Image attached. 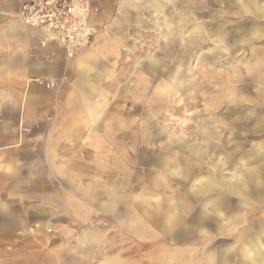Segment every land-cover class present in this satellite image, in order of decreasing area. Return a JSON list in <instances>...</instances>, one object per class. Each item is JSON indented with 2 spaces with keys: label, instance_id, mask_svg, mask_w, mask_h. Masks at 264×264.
I'll return each mask as SVG.
<instances>
[{
  "label": "rangeland",
  "instance_id": "1",
  "mask_svg": "<svg viewBox=\"0 0 264 264\" xmlns=\"http://www.w3.org/2000/svg\"><path fill=\"white\" fill-rule=\"evenodd\" d=\"M123 1L108 0L100 5L93 39L105 34L114 24L120 16L119 7ZM195 1L198 2L195 21L204 33L201 39L197 36L195 43L186 42V53L181 46L178 48L176 42L162 44L167 32L162 30L161 24L166 21L162 22L159 17L157 21L154 19L156 24L152 22L151 14L145 7L150 0L139 2L143 24L138 25L133 20L137 11H130L125 24L128 33L124 35V43L131 50L114 42L113 58L108 62L113 77L102 74L96 77L100 90L93 100V109L97 116L90 112L91 122L75 124L78 126L74 137L65 140L56 156L57 170L34 172L40 179V186L27 189L39 190L43 198H48L41 203V217L36 213H22L20 203L11 204L21 212L25 221L18 220L19 226L15 224L14 228L11 227L9 234L0 232V264H88L85 257L87 246L90 250L95 249L102 264H109L111 260L115 261L114 264H194L191 257L195 254L197 264H208L206 244L225 248L236 243L237 236L233 235L197 236L193 245L169 241L170 234H162L157 226L149 224L150 221L133 199V195L141 193L160 196L163 207L170 200L179 204L185 202L177 195H184L193 181L186 186L181 184L179 172L184 170L176 159L178 149L175 143L166 148L165 159L169 160L167 166H172L176 174L167 167L162 168V158L156 160L166 142L172 138L181 136L197 144L203 154L198 164L201 176L218 173L229 178L232 173L229 167L220 169L222 153L233 152L241 145L246 149L264 147V139L258 135L261 132L254 136L242 130L247 126L263 130L264 123L241 122L251 111L252 103L247 98L259 88L257 82L249 87L244 85L241 77L246 72L243 73V70H256L258 61L264 69V17L242 11L241 0H211V4L208 0ZM252 22L262 26L257 30L261 37L249 44H241L236 38L237 30L247 28ZM211 25H215L212 32ZM193 27L190 25L183 29L191 40ZM171 34L175 41L177 32ZM200 45L202 48L198 53L212 47L218 54L209 63L198 61L194 70H177L179 61H184L186 65L196 63V58L190 56L194 54V47L199 48ZM163 46H166L165 50ZM148 53L154 55V70L137 68L136 61L145 63L144 59H140ZM183 55L186 56L184 59ZM247 63H250L251 69L246 68ZM247 75L252 77L250 72ZM178 76L182 81L179 94H162L160 87L163 79L170 77L177 80ZM175 83L177 81L170 80V84ZM170 90H175V87ZM229 96L245 99L239 102L244 107H229L234 104L229 102ZM150 115L156 120L153 129H165V132L161 138L151 137V141L145 143L136 128ZM96 119L97 122H94ZM142 125L145 129L144 123H139V129ZM210 130L217 131L219 137L208 140L198 133ZM213 144L224 150L214 152ZM145 148L149 152L148 157L143 154ZM258 157L256 166H261L264 155ZM247 168L239 167L243 170L238 172L240 177L244 176L249 182L248 189L252 195L257 196L259 192L261 200H264V170H245ZM255 178H260L261 186L255 185ZM112 183L118 185L119 191L115 198L106 196L105 199L112 202L107 208H102L93 200V190L97 186L108 188ZM157 184L169 187L155 190ZM227 197L234 198V195L228 193ZM153 205L157 207L155 202ZM200 205L199 202L195 208L189 206L187 217L201 208ZM248 221L251 235L243 243V252L236 255L230 264L237 261L238 264H264V209L256 210ZM136 223L148 225L141 230L136 228ZM40 228L41 232L38 231ZM92 234L97 239L93 244L82 243ZM164 245L167 249H163ZM172 251L175 256L172 263H167ZM117 260L119 263H116Z\"/></svg>",
  "mask_w": 264,
  "mask_h": 264
},
{
  "label": "crops",
  "instance_id": "2",
  "mask_svg": "<svg viewBox=\"0 0 264 264\" xmlns=\"http://www.w3.org/2000/svg\"><path fill=\"white\" fill-rule=\"evenodd\" d=\"M107 1L94 0V4L100 8V5H104ZM142 1L145 0H124L119 7L120 16L106 33L96 36L87 48L71 57L55 36L22 21L19 17L21 0H0V232L2 234H9L15 224L19 226L18 220L25 221L21 217V212L11 204L20 203L23 207L22 213H36L39 218L41 217V203L48 201V198H43L39 190L27 189L40 186V179L34 172L57 170L56 156L65 140L74 137V131L78 126L75 124L91 122L90 112L97 116L96 110L93 109L100 90L96 77L99 74L113 77L110 73L111 64L108 62L113 58L114 42H118L124 49L131 50L124 43V35L128 33L125 24L131 10L137 11L133 20L138 25L144 23L142 7L139 4ZM208 2L211 4V0ZM197 4L195 0H150L149 5L145 7L151 14L152 22L156 24L159 17L162 22L166 21L164 25L161 24L162 30L167 32L162 38V44L176 42L178 48L180 49L181 46V50L186 53V42L195 43L197 36L202 38L204 30L196 23L194 17ZM240 8L256 17H264V0H241ZM97 13L91 18L94 26H96ZM190 25L194 26V31L191 33L193 40L183 33V29ZM213 26L211 25L210 32L213 31ZM261 27L259 23L252 22L247 28L238 29L237 41L239 40L241 44H249L255 38H260L261 35L257 34V30ZM173 32H177L175 41L171 38ZM224 38L229 40L225 35ZM201 48L202 45L199 48L194 47V54L190 56L196 58V63L194 61L186 65L184 61H179L177 70H194L198 61L205 60L209 63L218 54L212 47L198 53ZM162 49L165 50L166 46ZM185 57L183 55V59ZM143 59L145 63L140 64L137 60L135 66L141 70H154V55L148 53L140 61ZM261 65L258 61L256 70H243V73L246 72L241 77L244 85L249 87L250 84L252 86L257 82L259 88L247 98L252 103V107L249 109L250 114L242 118V123H264V69H261ZM250 66V63L246 64V68L251 69ZM161 68L164 70L163 66ZM247 72L252 73V77L247 75ZM51 79L59 80L61 85L47 87L44 82ZM170 80L177 83L172 85ZM181 85L179 76L177 80L165 77L160 90L162 94L171 92L179 94ZM174 87L175 90H170ZM240 101L245 99L229 96V102H234L229 107H244L239 104ZM155 121L150 115L139 122L145 124V129L143 125L140 126L141 129L139 123L137 125L136 132L145 143H149L151 137L161 138L162 133L165 132V129H153ZM94 122H97V119ZM242 130L251 132L254 136L261 132L258 135L264 139V129L255 130L247 126ZM198 133L208 140L219 137V133L214 130L198 131ZM173 143L178 149L176 159L180 165H183L180 168L184 170L179 172L181 184L186 186L189 181H193L184 195L180 193L177 195L185 199V202L179 204L170 200L163 207L160 196L141 193L133 195V199L150 221L149 224L157 226L162 234L169 233L168 240L177 244L193 245L197 241L195 239L197 236H237L236 243L225 248L208 244L204 246L207 256L209 255L208 264H230L236 255L239 256L243 252V243L251 235L252 228L248 220L253 217L256 210L264 209V200H261L259 192L257 196L252 195L248 189L249 182L238 173L243 171L239 170V167L248 166L245 170H264V164L256 166L255 162L259 155H264V147L246 149V146L241 145L233 152L222 153L220 169L229 167V171L232 172L229 178H224L218 173L215 176H201L198 164L203 154L196 143L181 136L167 141L160 154L156 156V160L162 158V168L167 167L173 173H177L172 166H167L169 160L165 159L168 152L166 148ZM213 149L216 153L224 150L214 144ZM143 154L148 157L149 152L146 148ZM232 156L235 157L229 163ZM150 158L154 159L152 156ZM254 180L255 185L261 186L260 178ZM167 187H169L167 184H157L154 189L161 190ZM118 191L116 183L103 189L97 186L93 190V200L98 206L107 208L112 201L105 197L115 198ZM228 193L233 194L234 198L228 199ZM199 202L201 208L187 217L189 206L195 208ZM136 224V228L141 230L148 225ZM44 225L46 226L47 223ZM38 231L41 232V228ZM150 232L148 233L152 235L153 233ZM96 240L92 234L90 239H83L82 243L88 242L91 245ZM164 246L163 249H167V245ZM85 249L88 264H102L103 261L94 248L90 250L87 246ZM174 256L175 253L172 251L167 257V263H172ZM195 257L197 254L191 258L194 264H197ZM114 262L111 260L109 264ZM116 263L119 261L117 260ZM238 263L237 261L236 264Z\"/></svg>",
  "mask_w": 264,
  "mask_h": 264
},
{
  "label": "built area",
  "instance_id": "3",
  "mask_svg": "<svg viewBox=\"0 0 264 264\" xmlns=\"http://www.w3.org/2000/svg\"><path fill=\"white\" fill-rule=\"evenodd\" d=\"M99 11L94 0H21L19 17L28 25L55 36L73 57L88 47L96 32L92 16ZM47 87H59L48 80Z\"/></svg>",
  "mask_w": 264,
  "mask_h": 264
},
{
  "label": "bare ground",
  "instance_id": "4",
  "mask_svg": "<svg viewBox=\"0 0 264 264\" xmlns=\"http://www.w3.org/2000/svg\"><path fill=\"white\" fill-rule=\"evenodd\" d=\"M156 19V18H155Z\"/></svg>",
  "mask_w": 264,
  "mask_h": 264
}]
</instances>
